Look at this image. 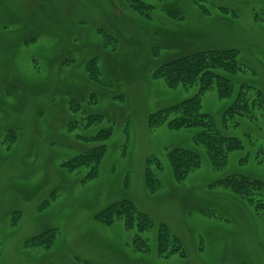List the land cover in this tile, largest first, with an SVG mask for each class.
<instances>
[{
	"label": "rangeland",
	"instance_id": "obj_1",
	"mask_svg": "<svg viewBox=\"0 0 264 264\" xmlns=\"http://www.w3.org/2000/svg\"><path fill=\"white\" fill-rule=\"evenodd\" d=\"M144 1L154 5L150 18L118 0H0V264H264V211L210 186L230 172L264 179V105L235 116L237 126L225 130L243 145L224 167L213 169L204 158L180 182L166 153L191 146V132L147 125L149 113L196 92L170 88L153 74L161 62L187 53L236 49L249 65L236 74L238 83L250 84L243 99L254 103L260 88L264 101V0ZM163 9L183 17L170 18ZM102 30L116 40H105L113 49L103 44ZM91 91L81 108L104 119L69 131L72 115L84 116L71 110V99ZM230 100L215 89L201 95L202 109L217 122ZM107 125L105 141L77 136ZM99 141L105 151L98 173L80 183L87 162L78 172L61 164ZM148 155L163 164L153 193L142 178ZM124 198L179 235L186 256L157 255L154 228L139 233L149 251H134L136 231L122 219L110 226L93 219ZM50 227L58 233L49 248L22 243Z\"/></svg>",
	"mask_w": 264,
	"mask_h": 264
},
{
	"label": "trees",
	"instance_id": "obj_2",
	"mask_svg": "<svg viewBox=\"0 0 264 264\" xmlns=\"http://www.w3.org/2000/svg\"><path fill=\"white\" fill-rule=\"evenodd\" d=\"M116 1V0H115ZM198 3V7L208 13L207 10ZM118 5L128 10H132L139 15L150 18L151 10L154 5L144 0H118ZM222 10H227L221 7ZM167 13L170 18L180 19L183 14L173 9H163L162 13ZM104 45H112L105 40L115 42L107 32H103ZM239 52L236 49H215L205 52H196L185 54L174 58L166 59L153 70V74L162 77L166 86L176 88L181 86L187 88L194 86L196 92L186 98L177 101L174 104L164 108L157 109L147 116V125L149 128H157L160 125H166L170 129H186L191 132L192 145H174L167 149V159L171 166L173 178L177 182L182 181L189 172L199 168L204 158H207L213 169H220L226 165L228 154L242 147L240 138L225 133L229 127H236L235 116L242 115L243 112L255 111L264 105L263 93L257 88V97L250 101L243 99L246 94L241 91L244 87L249 88L250 84L238 83L237 72L243 71L246 62L238 58ZM94 58L93 60H95ZM248 65V64H247ZM249 66V65H248ZM92 78V76H91ZM238 86V88H237ZM253 88V87H251ZM215 89L219 98H230V102L222 110L220 121L213 119L212 115L202 109L201 95ZM95 92L91 91L89 96L82 97L80 100L71 99V110L75 113L84 114L79 118L72 115L68 123V130L73 131L81 127L88 129L104 119V114L83 110L81 101L90 100ZM91 103H96L92 101ZM88 107V106H87ZM91 108V107H90ZM243 108V109H242ZM245 108V109H244ZM73 113V114H75ZM110 125L100 127L91 134L89 131L77 135L82 141L101 140L105 141L111 134ZM103 139V140H102ZM101 141L96 142L72 158L62 162V168L69 172H78L79 164L87 162L89 169L85 174L79 175L78 181L85 183L95 177L98 173V164L101 162L105 149ZM163 168V164L155 155H148L145 158V165L142 178L146 189L153 193L161 185L157 173ZM210 186L227 191L236 197L245 199L253 203L256 210L264 211V179L251 178L245 174L230 172L220 178H215ZM257 195L259 198H256ZM263 197V198H262ZM44 200L42 204H47ZM42 205V206H43ZM205 214H213V211L202 210ZM215 213V212H214ZM216 214V213H215ZM93 219L97 222L110 226L115 220L122 219L125 228L134 229L131 240V247L134 251L147 252L149 244L146 238L139 235L140 232L154 228L155 231V252L159 256H170L178 254L186 256V249L179 235L174 233L165 223H154L149 214L138 209L136 204L127 198L123 200L110 202L93 214ZM58 233L56 227L47 228L29 238H25L22 243L31 249L49 248ZM79 264H95L88 259H76Z\"/></svg>",
	"mask_w": 264,
	"mask_h": 264
}]
</instances>
